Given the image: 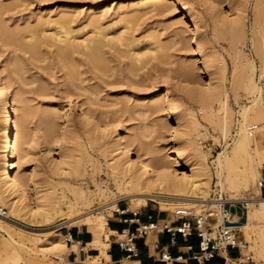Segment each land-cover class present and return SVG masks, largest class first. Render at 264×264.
<instances>
[{
  "label": "rangeland",
  "instance_id": "rangeland-1",
  "mask_svg": "<svg viewBox=\"0 0 264 264\" xmlns=\"http://www.w3.org/2000/svg\"><path fill=\"white\" fill-rule=\"evenodd\" d=\"M112 1L114 0H0L3 7L0 22L13 31L22 29L28 23L34 24L37 17H47L49 14L57 17L64 11L73 17V28L76 30L88 24L90 14L101 19L103 27H108L118 20L116 17L120 6H112ZM179 1L184 5L195 6L199 15L187 12L179 3L172 4L168 0H162L165 8L161 12L152 7L144 8L137 12L140 18L128 24L134 30L136 39L154 44L153 36H156L160 44L167 46L169 58L165 63H160L157 57L151 56L145 64L139 63L137 68L129 70V61L121 54L113 52L112 57L107 55L109 64L103 75L92 69L86 63L85 57L77 55V91L70 86L56 47L42 49L41 56L35 59L31 53L23 52L0 40V64L11 62V68L16 71L19 79L16 87L21 88L31 106L29 128L33 147L32 161L28 168L35 174L37 184L44 193L57 197L62 193L70 196L69 188L76 185L88 191H96L94 180L98 178L104 191L114 192L110 200L117 199V204H122V208L137 212L150 205L165 212L171 220L179 218L196 222L200 218H208L205 225L212 229L210 238L216 239L224 223H221L223 221L218 213L207 217L216 210H209L206 203L197 207L190 201L175 200L176 197L169 193H164L161 200L147 201L145 205H140L144 200L137 197L133 201L123 198L115 182L107 177V144L104 139H101V144H93L95 134L91 133L85 118L84 109L91 108L112 126L124 127L126 135L139 138L137 147L148 158L160 157L161 162H167L169 170L179 177L195 168L196 150L201 147L209 153L208 163L213 173L211 202L216 203L222 199L224 206H232V214L238 212L239 217L242 216L241 204L230 201L232 191L221 193L216 186L217 178L212 162L226 144L233 142L240 105L255 104L253 108L257 121L256 130L264 134V0H218V3L211 0ZM135 3L138 5V1ZM122 6L125 7L124 4ZM195 26L199 27L205 46L214 59L212 64L204 65L194 52L192 33ZM90 30L92 27H87L84 33H89ZM245 63L253 65V77ZM184 66L192 71L193 76L187 77L184 74ZM250 78L259 87L261 95H254L247 90ZM181 79L206 91L218 89L221 93L228 92V108L235 121L230 126L227 139L222 134L224 114L220 113L211 122L205 121L206 111L180 89ZM165 89L173 94L179 115L187 125L192 119L191 116L201 122V137H197L199 131L190 126L185 129V133L178 135L177 144L171 143L173 120L168 114L166 99L159 94ZM91 103L95 106L90 107ZM157 103L162 104L159 111L152 109ZM218 106L214 103L212 109L218 110ZM254 134L259 136L258 133ZM179 148L183 149V156L178 163L167 158ZM256 161L261 165L259 185L262 189L264 154L257 156ZM254 191L251 188L243 192V195L262 199V194L257 196ZM30 197L34 206V194L30 193ZM105 203L107 202L94 199L89 207L82 210L90 212L95 218L100 215L101 207ZM223 207L219 208L220 212H223ZM113 213L115 210L105 212L108 218ZM245 219L246 215L241 223ZM40 221L35 218L17 221L15 227L11 226L12 233L45 238L55 234L64 235L67 229L83 226L84 223L80 220L68 224L65 217H58L50 224ZM20 228L28 232H23ZM90 232L92 233L91 230ZM236 237L240 242H246L238 230ZM95 238L102 239L94 236ZM119 239L124 241L127 237ZM88 249L90 248L87 247L86 251ZM76 250L78 252V247ZM242 252L241 261L233 264H245L248 257L252 260L250 263L255 264L254 252L247 249ZM48 259L49 264H58L54 258ZM105 260L100 257L93 261L104 263Z\"/></svg>",
  "mask_w": 264,
  "mask_h": 264
},
{
  "label": "bare ground",
  "instance_id": "bare-ground-1",
  "mask_svg": "<svg viewBox=\"0 0 264 264\" xmlns=\"http://www.w3.org/2000/svg\"><path fill=\"white\" fill-rule=\"evenodd\" d=\"M137 1L138 5H135ZM168 1L172 4L179 3L187 12L199 15L192 4L184 5L179 0ZM112 6H120L116 17L118 20L108 27H103L101 19L90 14L87 19L88 24L76 30L73 28V17L70 13L62 11L57 17L50 14L47 17H37L34 24L28 23L22 29L13 31L0 22V40L23 52L31 53L35 59L41 56L42 49L56 47L57 56L65 66L70 86L76 91L79 89L75 83L78 80L77 55L85 57L86 63L103 75L109 64L107 55L112 57L115 52L129 61V70L137 68L139 63L145 64L151 56L157 57L160 63H165L169 58L166 52L167 46L160 44L156 36H153L154 44L136 39L134 30L128 25L140 18L137 12L144 8L152 7L155 11L161 12L165 8L162 0H124L122 2L114 0ZM2 11L3 7L0 5V14ZM87 27H92V30L85 34L84 30ZM192 34L194 52L204 65L212 64L214 59L205 46L199 27L195 26ZM245 64L253 77V65ZM183 71L187 77L192 75V71L187 66L183 67ZM179 82L180 89L186 96L206 111L205 121L211 122L220 113L224 114L222 134L227 139L230 126L235 121L228 108V92L221 93L218 89L206 91L182 79ZM17 84H19L18 75L12 70L11 62L0 64V211L8 210L5 217H0V264H49V257L57 260L58 264H62L69 252H77V245L68 247L66 237L61 234L45 238L23 233L14 235L11 226L15 227L17 221L27 218L40 219V222L44 224H50L58 217H65L68 224L82 220L83 226L89 227L94 236L102 237L101 240L95 238L87 246L100 252L99 257L92 259L97 260L103 257L109 260L107 251L110 231L105 212L118 210V200H110L114 192L104 191L98 178H94L96 191H88L76 185L68 187L70 196L62 193L60 197H57L41 190L35 174L28 168V164L32 161L33 147L29 128L32 116L31 106L21 88L16 87ZM246 88L254 95H261L259 87L251 78ZM159 94L166 99L168 114L173 120L170 130L171 143L177 144L178 135L185 133L187 127L191 126L198 131L203 127L194 116H191L189 125L184 122L179 115L177 101L171 92L165 89ZM214 103L219 105L218 110L212 109ZM254 105H240L237 111L238 119L235 121L236 135L232 136L233 142L226 144L214 157L212 165L217 178L216 186L220 192L232 191L230 201L241 204L246 211L244 223L239 224V219L235 215L230 218L232 224L246 240L241 242L242 248L254 252L255 264H264V198H247L244 196L246 194L243 195V192L251 188H254L257 196L261 195L259 185L261 165L257 163L256 157L264 154V134L256 130L255 133L259 135L256 137L249 131L250 128L256 127L257 122L254 118ZM91 106L95 104L91 103ZM152 109L159 111L162 109V104L157 103ZM84 111L90 131L95 134L93 144H101V139H104L107 144L105 148L109 168L107 177L115 182L123 198L131 201L140 198L144 200L140 205H145L147 201H159L164 193H169L176 197L175 200L190 201L197 207L204 203L208 204L209 210L215 209L216 212L209 213L207 217L218 213L223 221V212H220L219 208L224 206V201L219 199L216 203H212L210 200L213 173L208 163L209 153H206L204 149L198 147L196 150L195 168L185 176L179 177L169 170L167 162H161L160 157L148 158L147 154L137 147L139 138L126 135L124 127L112 126L91 108ZM198 133L197 137H201V131ZM182 156L183 149L179 148L167 158L178 163ZM30 193L35 196L34 206L31 203ZM94 199L107 202L102 205L100 215L95 218L90 215V212L82 210L89 207ZM23 232L28 231L23 230Z\"/></svg>",
  "mask_w": 264,
  "mask_h": 264
},
{
  "label": "crops",
  "instance_id": "crops-1",
  "mask_svg": "<svg viewBox=\"0 0 264 264\" xmlns=\"http://www.w3.org/2000/svg\"><path fill=\"white\" fill-rule=\"evenodd\" d=\"M261 194L264 197V187L261 189ZM122 207V204H117L120 211L125 210L124 215L115 211L107 219L110 231L107 252L110 258L105 260L104 264H233L242 259L238 250L221 248L215 253L214 259L204 261L200 259L201 239L197 232H193L189 237L174 232L185 220L179 218L171 220L165 212L150 205L137 211V217H134V211ZM150 225H154L156 229L147 231L145 235L133 241L138 255L129 258L128 252L119 246L121 242L119 238L127 237L129 239L132 234H137L139 228ZM79 227L67 229L63 235L72 237L73 243L67 244L68 247L75 244L78 247V252H71L65 256V264H80L85 259L100 256V252L97 250L88 249L86 251L87 246L93 242L94 236L86 226ZM163 254H168L171 261L163 260Z\"/></svg>",
  "mask_w": 264,
  "mask_h": 264
},
{
  "label": "built area",
  "instance_id": "built-area-1",
  "mask_svg": "<svg viewBox=\"0 0 264 264\" xmlns=\"http://www.w3.org/2000/svg\"><path fill=\"white\" fill-rule=\"evenodd\" d=\"M250 133L254 134L256 131V127L250 128ZM262 187H264V180H262ZM231 205L223 207V223L224 226L220 228V231L218 233V237L216 239L210 238L212 235L211 231L212 229H209L206 225L205 222L208 218H200L196 220V222H191V221H185L179 228H176L174 230L175 233L181 234L184 237H189L193 234V232H197L199 238L201 239V255L200 259L204 261H210L215 258V253L218 252L221 248L227 249H235L238 250L241 258H243V253H242V245L241 242L238 240L236 237L237 233V227H235L232 224V221L230 218L235 215L239 218V224L241 223V220H243V216L245 215V210L243 207L241 208V217H239L238 212L235 214H232L231 211ZM118 213L121 215H124L126 212L125 210L120 211V209L117 210ZM7 215V210L3 209L0 211V217H5ZM138 216V212L134 213V217ZM156 227L154 225H150L148 227H141L137 230V234H132L129 239L121 241L119 243V246L121 249L124 251L128 252L129 258L131 257H137V251L133 245V241L137 239L138 237H141L146 234L147 231L150 230H155ZM166 230H169L168 228H165ZM66 242L67 244H72L73 240L71 236L66 237ZM90 259V258H88ZM85 259L83 260L80 264H104L103 262H94L93 260H88ZM162 259L165 260L166 262L171 261V258L168 254H163ZM251 258H247V263L245 264H251L250 263Z\"/></svg>",
  "mask_w": 264,
  "mask_h": 264
}]
</instances>
